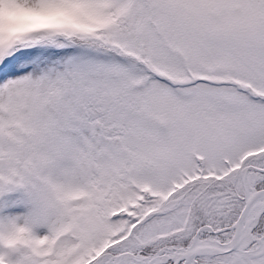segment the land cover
Segmentation results:
<instances>
[{
	"label": "snow or ice",
	"instance_id": "snow-or-ice-1",
	"mask_svg": "<svg viewBox=\"0 0 264 264\" xmlns=\"http://www.w3.org/2000/svg\"><path fill=\"white\" fill-rule=\"evenodd\" d=\"M0 264H264V0H0Z\"/></svg>",
	"mask_w": 264,
	"mask_h": 264
}]
</instances>
